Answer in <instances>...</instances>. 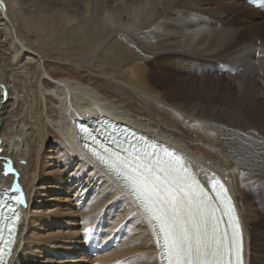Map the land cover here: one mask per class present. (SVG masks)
<instances>
[{"label": "bare ground", "instance_id": "obj_1", "mask_svg": "<svg viewBox=\"0 0 264 264\" xmlns=\"http://www.w3.org/2000/svg\"><path fill=\"white\" fill-rule=\"evenodd\" d=\"M31 1L0 0V188H12L10 160L25 189L10 264H37L29 259L36 247L55 257L45 264L88 261L81 234L89 227L45 238L37 233L61 215L37 199L55 189L52 182L65 184L45 174L46 166L76 162L90 229L105 218L104 241L124 235L117 248L89 261L161 264L151 225L80 145L77 122L100 117L175 147L200 177L224 179L245 227L246 264H264V226L251 227L256 218L264 224L261 11L246 0H51L62 3L59 12ZM159 59L168 81L163 92L153 84L158 69H145ZM46 153L54 154L48 164ZM245 210L256 212L253 219Z\"/></svg>", "mask_w": 264, "mask_h": 264}, {"label": "snow or ice", "instance_id": "obj_2", "mask_svg": "<svg viewBox=\"0 0 264 264\" xmlns=\"http://www.w3.org/2000/svg\"><path fill=\"white\" fill-rule=\"evenodd\" d=\"M104 152L108 159L95 151L93 154L110 170L123 175L141 206L156 223L164 264H242L239 221L233 215V206L222 185L213 188L216 198L212 201L196 177L166 148L162 155L154 146L151 150H133L123 160L119 155L113 158L107 148ZM16 203H24L22 194ZM8 207L11 210L14 205ZM217 212L221 215H216ZM18 218V212L6 216L0 208V222H9L6 240L3 237L5 227H0V264H5L3 257L12 253L14 222Z\"/></svg>", "mask_w": 264, "mask_h": 264}, {"label": "rangeland", "instance_id": "obj_3", "mask_svg": "<svg viewBox=\"0 0 264 264\" xmlns=\"http://www.w3.org/2000/svg\"><path fill=\"white\" fill-rule=\"evenodd\" d=\"M31 4L34 7L46 6V7L54 8L56 12L60 11L59 9L61 8V5H62L61 2H55V1H51V0H35L34 2L31 1ZM250 18H252V16H250ZM215 64H217V63H215ZM163 65H164L163 61L159 59V60H156V61H152L151 63H149V65L145 66L146 70H150L152 68H154L155 70L158 69V70H156L157 71L156 73L158 75H160V76L154 78L153 84H154V86L159 88V91H162V92L164 90H166V86H167V82H168L167 80L165 81V78L163 77L165 75L163 73L159 72V70L161 69V66H163ZM217 65H222L223 66V64H217ZM170 74L172 76H175L176 75V69L175 70L173 69ZM260 81H261L262 84H264V80H260ZM137 106L140 107L142 105L138 104ZM181 128H184V127H180L179 129H181ZM34 136L35 135H33L31 140H34L33 139ZM201 148L206 149V148H204V146H201ZM49 149L50 148L48 147V150ZM49 151H47V152H49ZM53 155L54 154H50V155H48L47 153L43 154V156H44L43 160H44L45 164H48V162L50 161V159H47V158L49 156H53ZM211 156L213 157V159L215 157V160L217 161L216 155L212 154ZM26 164H27L26 162L23 163V165H26ZM78 167H79V165H78L77 162L70 168H65L63 165H58V164H54V166L52 165V166H49V167L46 166L47 169L45 171V174H47V175H49V176H51L53 178L58 177L59 178L58 181L60 182V179H61V181H64L65 184H63L61 182L58 183V184H56L55 182H52L51 185L54 186L53 188H55V189L53 191H50V193H48V195L46 197H43V198H40V197L38 198L37 197L38 200H41L42 202L47 204V205H45V207H43V208H45V210H50L52 205L53 206L56 205L57 208L56 207H53V208L58 209L59 213H61V215H60L61 222H60V219H59V223L56 226H54V227H46V228H43V229H41V228L37 229V231H38L37 233H38L39 237L41 236V238H45L46 236L47 237H49L50 235L52 236V234L56 233L58 230L60 232L61 231L68 232L69 234H72L74 232L77 234L83 228H88V227L90 228L91 227V225H92V221H91L92 217H89V216L87 217L86 214H85V210H87L86 203H89V198L84 197V199H82L81 198L82 194L77 195L78 194L77 190H78L79 183L76 182L77 180L74 178V176H75V172L77 171ZM57 170L60 173H57L58 172ZM61 175H63V176H61ZM58 178H56V179H58ZM252 195H253L252 193H249V196H252ZM56 198L59 199V200H57ZM53 199H54V202L53 201L51 202L50 200H53ZM68 199H69V201H68ZM246 206L247 205H245V208H246ZM260 206L261 205H259V206L258 205H254L253 208L258 210V209H260ZM35 208H40V207L37 205ZM262 210L264 211V209H262ZM253 212H255V211H253ZM253 212L252 213H249V212L247 213V211L245 210V216L249 215V216H247V220L248 219L249 220L253 219V217H254V215L256 213V212L255 213H253ZM74 213H76V214H74ZM252 222H254V223H252V226H251L252 228L263 227L264 226V224L261 223V220L259 218H256L255 221H252ZM255 225H256V227H255ZM37 227H38V225H37ZM68 233H66V234H68ZM76 251H79V249H77ZM133 251L135 252L134 254H137L136 253V249L133 250ZM32 253L33 254L29 256V259H31L32 261H38L37 264H45V261L53 260L55 258L54 257L53 259H51L50 258L51 254L43 252L41 250H38L37 247L34 248ZM107 253H109V252H107ZM80 254L81 253L77 252V256L76 257L78 258L80 256ZM86 255H87V252H86ZM102 255H104V254H102ZM135 257L136 256H131V259H132L131 262L135 261L134 260ZM87 260L88 261H83V263H85V264L89 263L90 264L89 259H87Z\"/></svg>", "mask_w": 264, "mask_h": 264}]
</instances>
